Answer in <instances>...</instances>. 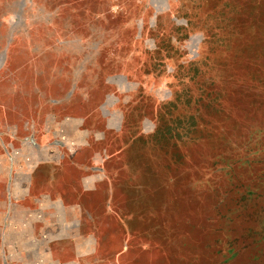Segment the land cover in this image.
<instances>
[{"label": "rangeland", "instance_id": "1", "mask_svg": "<svg viewBox=\"0 0 264 264\" xmlns=\"http://www.w3.org/2000/svg\"><path fill=\"white\" fill-rule=\"evenodd\" d=\"M3 159L0 264H264V0H0Z\"/></svg>", "mask_w": 264, "mask_h": 264}, {"label": "crops", "instance_id": "2", "mask_svg": "<svg viewBox=\"0 0 264 264\" xmlns=\"http://www.w3.org/2000/svg\"><path fill=\"white\" fill-rule=\"evenodd\" d=\"M4 161V159L3 160H0V163H2V162ZM3 164H4V162H3ZM6 173V174H8V175H11V171H10V167L9 166H4L3 167V173ZM11 181V180H10ZM9 184H11V183H8L7 185H9ZM7 187V186H6ZM8 198H6L5 199V202H4V200H3V202L1 203L0 202V228H1V225H2V223H9V225L7 226L8 228L7 229H9L10 228V220H11V217H10V206H12V203H11V200H10V197H9V199L7 200ZM19 201H21V200H18V202H17V207H19V208H23L24 210H25V207H26V203H25V200H24V203L23 204H20L19 203ZM15 207V206H14ZM29 210H31V209H29ZM10 217V218H9ZM18 223V222H17ZM24 224L26 225L25 226V228L27 227V222L25 221L24 222ZM1 264H6L5 262H2Z\"/></svg>", "mask_w": 264, "mask_h": 264}]
</instances>
